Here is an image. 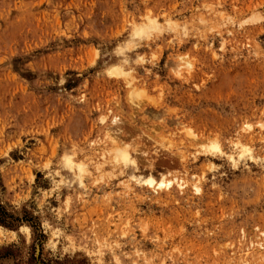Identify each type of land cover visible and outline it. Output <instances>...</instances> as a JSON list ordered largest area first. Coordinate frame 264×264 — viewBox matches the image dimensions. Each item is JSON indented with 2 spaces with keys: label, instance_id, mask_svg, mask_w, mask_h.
Here are the masks:
<instances>
[{
  "label": "rangeland",
  "instance_id": "1",
  "mask_svg": "<svg viewBox=\"0 0 264 264\" xmlns=\"http://www.w3.org/2000/svg\"><path fill=\"white\" fill-rule=\"evenodd\" d=\"M0 264H264V0H0Z\"/></svg>",
  "mask_w": 264,
  "mask_h": 264
},
{
  "label": "bare ground",
  "instance_id": "2",
  "mask_svg": "<svg viewBox=\"0 0 264 264\" xmlns=\"http://www.w3.org/2000/svg\"><path fill=\"white\" fill-rule=\"evenodd\" d=\"M159 185H160V186H162V185L169 186V183L164 184L163 182H161ZM177 186H178L179 188H183L182 184H181V185H177Z\"/></svg>",
  "mask_w": 264,
  "mask_h": 264
}]
</instances>
